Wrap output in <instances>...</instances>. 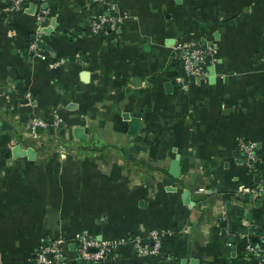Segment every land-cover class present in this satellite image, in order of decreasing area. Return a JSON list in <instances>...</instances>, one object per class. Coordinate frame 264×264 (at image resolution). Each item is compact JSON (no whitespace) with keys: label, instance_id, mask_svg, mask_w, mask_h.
I'll return each mask as SVG.
<instances>
[{"label":"crops","instance_id":"obj_1","mask_svg":"<svg viewBox=\"0 0 264 264\" xmlns=\"http://www.w3.org/2000/svg\"><path fill=\"white\" fill-rule=\"evenodd\" d=\"M9 3L0 0V264H33L57 237L64 264H250L244 245L264 234V0H43L32 13ZM41 9L49 34L38 31ZM100 15L115 22L94 32ZM33 35L50 47L42 57L28 53ZM187 43L212 46L214 80L175 67ZM33 118L48 124L35 138ZM240 138L256 143L254 167ZM152 231L159 256L128 240L102 262L73 261L78 233L138 235L146 249Z\"/></svg>","mask_w":264,"mask_h":264},{"label":"built area","instance_id":"obj_2","mask_svg":"<svg viewBox=\"0 0 264 264\" xmlns=\"http://www.w3.org/2000/svg\"><path fill=\"white\" fill-rule=\"evenodd\" d=\"M43 0H10L8 10L10 12L21 11L26 8L30 3L40 4ZM35 19L38 23V31H41L44 27L47 12L44 9L36 11L34 13ZM108 22H115L114 18H106L103 15L97 17L92 23V30L94 32L99 31ZM28 53L36 57H42V49L38 46L37 41L30 42L28 44ZM213 48L211 45H202L196 43H187L178 48L173 55L172 59L178 60L183 67L185 75H191L194 78L200 79L204 76L207 70L206 60L209 58V64L213 63ZM57 65V63H56ZM53 121L54 127H59L62 123V119L59 116H55ZM47 122L41 118H33L29 123V128L32 137H37V128H45ZM236 148L243 154L244 163L247 166L254 167L260 162V157L257 153L256 143L251 140H244L242 138L236 141ZM242 190L246 192L256 193L260 188L243 187ZM198 192H205L204 188H199ZM152 240L151 245L148 248H141L140 238L138 235L132 239L126 237H119L113 239L96 240L88 237L86 233H78L74 239L75 244L74 258L81 260L85 263H99L114 253L120 244L126 243L128 240L132 242V245L139 251L151 254L153 256H159L162 247L161 235L152 231L150 233ZM261 244L248 241L244 245L245 253L244 259L247 261L254 259L264 262V234L260 237ZM67 242L61 237L51 238L46 243L42 244L36 251L33 258V264H64L65 263V249ZM95 249V250H92Z\"/></svg>","mask_w":264,"mask_h":264},{"label":"water","instance_id":"obj_3","mask_svg":"<svg viewBox=\"0 0 264 264\" xmlns=\"http://www.w3.org/2000/svg\"><path fill=\"white\" fill-rule=\"evenodd\" d=\"M35 3L36 2L32 3L29 6V8L27 10L29 13L34 12ZM46 6L47 5L45 3L42 8H44ZM54 26H55V23H54L53 20H51L50 25L48 27L43 28L42 29V32H44L45 34H49L50 31L52 30V27H54ZM35 39H36V36L33 35L32 38H31V40L32 41H35ZM38 46L41 47V48H43V49H46V50H49L50 49V47L48 45H46L44 42H42V41H40L38 43ZM180 70H181V74L183 75L184 74V71H183V67H182L181 64H180ZM206 73L209 76V79L211 81L214 80V65L208 66ZM189 77L192 80L195 79L191 75ZM169 85H170V83H166V86H169ZM139 121H140V119L137 118V117H133V118L130 119V121H129V126H130L129 133H134L137 130ZM73 133H74V136H75L76 139H85L86 138L85 137L86 135H84V129L81 128V127L74 128ZM12 152H13V154L15 156H20V155L24 154V151H22L20 149V145H16L14 147V149L12 150ZM27 152L30 155V153L32 152V150L28 149ZM169 174L173 178H175V179L178 178L179 175H180V165H179V156L178 155H176L175 158L170 162ZM182 201H183L184 204H187V205L192 206V201L190 199V191L188 189H185L183 191V193H182ZM249 232L252 233V229H250ZM252 240L253 241H257L258 238L256 236H254ZM230 241L233 242V237L230 238ZM71 247H74V244H72ZM234 249H235V247L233 246L232 247V250L234 251ZM92 250H95V249H92ZM232 256H235V252H232ZM77 262L80 263L81 261L78 260ZM239 262L240 263H243L244 261L242 259H240ZM250 264H258L257 259H252L251 262H250Z\"/></svg>","mask_w":264,"mask_h":264},{"label":"trees","instance_id":"obj_4","mask_svg":"<svg viewBox=\"0 0 264 264\" xmlns=\"http://www.w3.org/2000/svg\"><path fill=\"white\" fill-rule=\"evenodd\" d=\"M173 62H174L175 67L178 68L179 65H180L179 61L173 59ZM209 65H210V64H209V58H208V59L206 60V66L208 67ZM113 177H115V174H114ZM257 243H260V244H261V239H260V238H258ZM164 250H165V247H163V245H162V247H161V252H163Z\"/></svg>","mask_w":264,"mask_h":264}]
</instances>
